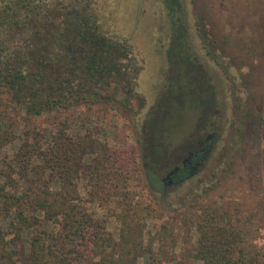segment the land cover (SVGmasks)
<instances>
[{
  "label": "trees",
  "instance_id": "16d2710c",
  "mask_svg": "<svg viewBox=\"0 0 264 264\" xmlns=\"http://www.w3.org/2000/svg\"><path fill=\"white\" fill-rule=\"evenodd\" d=\"M185 1L162 0L170 22L167 59L183 71L184 78L194 81L182 68L186 63L204 78L206 95L200 101L212 112L215 93L204 69L193 60L197 46ZM114 37L101 23L96 0H0V149L21 139L6 165L0 167V264L18 257L22 240L37 264H139L140 255L154 264L148 260L152 246L146 245L144 250L132 239L134 232L141 233L142 221L150 218V205L143 206L139 215L134 212L129 183L135 169L129 164L128 151L100 142L94 128L76 130L66 116H56L54 133L47 137L27 126L17 132L10 122L12 111L29 117L48 112L58 115L75 106L101 103H115L129 111L139 67L127 41ZM200 41L210 55L207 40L202 37ZM184 48L190 54L178 66V49ZM178 91L181 93L180 88ZM168 103L161 106L164 117L174 106ZM238 104L242 120L233 137L232 160L251 145L253 108L247 101ZM257 111L260 146L264 144V106ZM164 122L153 115L144 125L148 158L154 162L152 168H146L145 178L156 191L162 188L157 168L166 167L159 159L163 148L158 128L165 127ZM206 143L202 138L191 150H200ZM79 179L86 181L85 200L103 206L108 216L119 219L121 212L115 209H120L121 200L127 207L124 211L134 210L125 232L121 228L119 240L106 228L105 218L95 217L75 202L82 199ZM248 182L262 193L255 211L245 213L241 201L212 199L197 204L191 213L198 232L193 257L201 264H264V249L254 243L264 217V172H253ZM114 201H119L118 206L112 208Z\"/></svg>",
  "mask_w": 264,
  "mask_h": 264
},
{
  "label": "rangeland",
  "instance_id": "374dc122",
  "mask_svg": "<svg viewBox=\"0 0 264 264\" xmlns=\"http://www.w3.org/2000/svg\"><path fill=\"white\" fill-rule=\"evenodd\" d=\"M96 4L101 23L110 34L127 41L132 50L131 58L139 67L132 108L128 111L115 103H101L90 107L75 106L58 115L48 112L30 117L12 111L10 122L17 132L27 126L47 137L54 133L56 116L61 119L66 116L69 121L73 120L76 130L94 128L100 142L112 149L128 151L129 164L135 169V176L129 183L135 211H124L125 200H119L121 207L115 209L121 212L119 219L108 216L103 206L85 200L87 186L84 179L77 181L82 199L75 202L95 217L105 218L106 228L117 240L121 228L125 232L131 217L135 213L141 214L143 206L150 205V218L145 223L142 221L141 233L138 230L134 232L135 237L131 235L143 249L146 245L152 246L148 260L154 264H201L193 257L198 232L191 213L196 205L209 203L212 199L241 201L244 212L250 213L255 211L262 196L249 184L248 178L253 172H264V144H257L261 129L257 126L259 119L255 118L259 106H264V0L185 1L190 33L197 46L193 60L200 63L210 82L209 88L215 93L212 112L200 101L206 95L207 82L198 71L189 67V63L184 64L182 68L194 81L186 79L181 69L168 62L170 22L162 0H96ZM202 37L212 51L210 55L201 46ZM178 51L177 62H185L190 54L188 49ZM167 99L174 106L164 117L161 106H165L164 101L169 102ZM243 101L249 102L254 112L249 121L251 145L232 160L233 137L242 120L238 117L236 103ZM153 115L165 121V127L158 128L159 143L163 148L159 159L161 165L166 166L158 170L160 177L169 172L171 163L180 155L181 160L198 141L210 136L207 154L197 160L193 173L164 191L151 190L145 178L146 168H151L154 162L148 158L144 125ZM20 143L21 139L17 137L0 149V167L6 165L7 157L12 156ZM119 201L112 202V208L118 206ZM132 211L135 213L129 217ZM254 243L264 249V217ZM19 244L20 253L9 264H37L30 259L26 243L22 240ZM137 262L148 264L144 255L138 256Z\"/></svg>",
  "mask_w": 264,
  "mask_h": 264
},
{
  "label": "flooded vegetation",
  "instance_id": "af4514ba",
  "mask_svg": "<svg viewBox=\"0 0 264 264\" xmlns=\"http://www.w3.org/2000/svg\"><path fill=\"white\" fill-rule=\"evenodd\" d=\"M209 138L210 136H207L206 140H208ZM208 147L209 146L206 143L204 148L200 150H197V151L189 150L187 155L181 158V160H180V156H181L180 155L178 159L176 160V162L172 164L173 166L171 167L169 172H167L164 177H161V181H162L161 190L162 191L167 190L168 186L175 184L182 178H185L189 176L190 174H192L193 171L195 170V164L197 160L201 159L205 154H207ZM159 169L160 168H157V174H158ZM151 186L153 190L155 189L156 191V188H154L153 185Z\"/></svg>",
  "mask_w": 264,
  "mask_h": 264
}]
</instances>
